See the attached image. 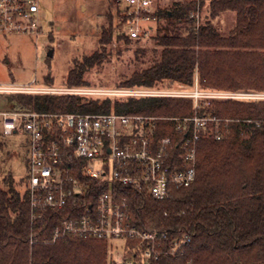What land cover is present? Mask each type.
<instances>
[{
  "label": "trees",
  "instance_id": "trees-1",
  "mask_svg": "<svg viewBox=\"0 0 264 264\" xmlns=\"http://www.w3.org/2000/svg\"><path fill=\"white\" fill-rule=\"evenodd\" d=\"M206 2L178 0L170 9H158L156 15L164 23L152 37L153 47L135 51L138 63L145 66L117 88L264 93V0H209V17L198 25L192 14L201 15ZM227 12L236 14V25L224 36L214 21ZM118 19L115 24L111 17L103 29L102 50L73 60L65 87H89L85 75L105 61L106 46L113 39L132 41L117 34L123 25L122 17ZM53 81L45 77L47 87ZM13 102L15 108L41 113L158 118L160 138L176 136L177 123L171 118L212 114L219 124L201 133L197 178L190 187L157 201L145 192L116 186V198L127 201L140 227L192 237L183 256L164 257L155 264H264V100L209 99L196 107L194 99L186 97L89 99L34 93L13 95ZM103 189L91 190L88 201L95 202ZM66 218V213L49 212L34 221L28 196H21L11 175L2 179L0 158V264H107L105 240L70 237L51 242L54 229Z\"/></svg>",
  "mask_w": 264,
  "mask_h": 264
},
{
  "label": "built area",
  "instance_id": "built-area-1",
  "mask_svg": "<svg viewBox=\"0 0 264 264\" xmlns=\"http://www.w3.org/2000/svg\"><path fill=\"white\" fill-rule=\"evenodd\" d=\"M123 25L118 35L133 41L146 40L156 32L161 19L156 0H115ZM39 0H0V32H38ZM201 22L200 13L192 14ZM36 83V79L33 80ZM60 94L86 98L97 96H167L201 100H264L259 92H203L107 89L91 87H47L1 84L0 95L13 102L17 94ZM158 118L117 113H41L34 110L0 109V139L23 135L27 151L25 189L34 221L49 212L66 213L51 242L70 237H88L125 242L107 264H155L164 257L179 258L192 244V237L140 227L125 199L118 200L116 186L145 192L157 201L168 200L177 189L190 187L197 178L201 133L219 124L211 115L171 118L176 136L157 134ZM189 123L192 127L189 128ZM187 132L180 142L177 136ZM221 134L217 132L216 139ZM100 181L101 183H91ZM95 184H97L95 186ZM94 185V186H93ZM104 188L95 202L92 190ZM109 250V245H108Z\"/></svg>",
  "mask_w": 264,
  "mask_h": 264
},
{
  "label": "rangeland",
  "instance_id": "rangeland-1",
  "mask_svg": "<svg viewBox=\"0 0 264 264\" xmlns=\"http://www.w3.org/2000/svg\"><path fill=\"white\" fill-rule=\"evenodd\" d=\"M176 1L156 0V5L158 9H170ZM110 4L108 0H39L41 28L38 32H0V83L47 86L45 77L50 75L54 79L51 87H65L73 60L102 50L100 38L103 29L109 25V19L112 17L115 24L120 22L118 17L122 16V10L119 4L115 0ZM208 17L209 0L202 9L201 21ZM214 23L226 36L236 25V14L224 13ZM152 37L130 43L113 39L106 46L108 55L105 61L85 75L89 87L117 89L124 79L145 66L138 63L135 51L138 47H153ZM35 79L36 83H33ZM7 98L0 95L1 110L16 106V102L10 103ZM24 139L23 135L0 139L1 177L11 175L22 197L26 183L24 178L28 173ZM124 244L122 240L108 241V255L117 256Z\"/></svg>",
  "mask_w": 264,
  "mask_h": 264
}]
</instances>
